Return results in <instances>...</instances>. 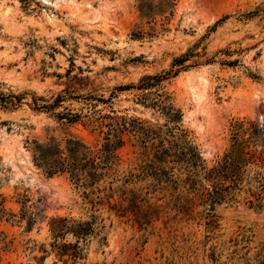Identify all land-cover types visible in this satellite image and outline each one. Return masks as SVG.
<instances>
[{"label": "rangeland", "instance_id": "1", "mask_svg": "<svg viewBox=\"0 0 264 264\" xmlns=\"http://www.w3.org/2000/svg\"><path fill=\"white\" fill-rule=\"evenodd\" d=\"M0 264H264V0H0Z\"/></svg>", "mask_w": 264, "mask_h": 264}, {"label": "trees", "instance_id": "2", "mask_svg": "<svg viewBox=\"0 0 264 264\" xmlns=\"http://www.w3.org/2000/svg\"><path fill=\"white\" fill-rule=\"evenodd\" d=\"M148 85H143L146 88ZM90 155L89 151L80 143L68 140L64 150H61L59 144L49 143L45 145H35L34 159L37 164L46 168L49 175L54 173L66 171L70 177L76 181V185L80 183V174H84L86 178H92L93 175L85 174L83 166H81L80 159H85ZM245 151L241 143H235L232 150L218 161L216 166L209 170L208 176L209 190L205 197L210 198L215 202L224 199L225 196L234 192L241 179V169L248 163V161L255 158L254 154L250 155ZM93 181L91 182V184ZM87 185V184H84ZM66 221L59 220L52 222V232L54 234L63 233L64 227H60L61 223ZM84 233H78V236H84Z\"/></svg>", "mask_w": 264, "mask_h": 264}]
</instances>
